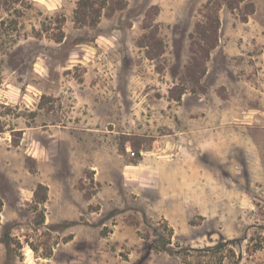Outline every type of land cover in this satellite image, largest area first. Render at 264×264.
Masks as SVG:
<instances>
[{
    "label": "rangeland",
    "instance_id": "rangeland-1",
    "mask_svg": "<svg viewBox=\"0 0 264 264\" xmlns=\"http://www.w3.org/2000/svg\"><path fill=\"white\" fill-rule=\"evenodd\" d=\"M0 202V264H264V0H0Z\"/></svg>",
    "mask_w": 264,
    "mask_h": 264
},
{
    "label": "trees",
    "instance_id": "trees-1",
    "mask_svg": "<svg viewBox=\"0 0 264 264\" xmlns=\"http://www.w3.org/2000/svg\"><path fill=\"white\" fill-rule=\"evenodd\" d=\"M59 41H61V39H59ZM1 203V202H0ZM8 242L6 241V244H7Z\"/></svg>",
    "mask_w": 264,
    "mask_h": 264
}]
</instances>
